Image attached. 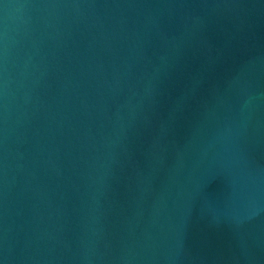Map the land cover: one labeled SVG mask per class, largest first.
<instances>
[{"label":"water","instance_id":"1","mask_svg":"<svg viewBox=\"0 0 264 264\" xmlns=\"http://www.w3.org/2000/svg\"><path fill=\"white\" fill-rule=\"evenodd\" d=\"M0 264H264V0H0Z\"/></svg>","mask_w":264,"mask_h":264}]
</instances>
